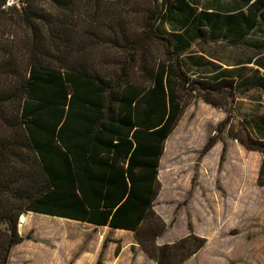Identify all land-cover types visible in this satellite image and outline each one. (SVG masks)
Here are the masks:
<instances>
[{
    "label": "trees",
    "instance_id": "trees-1",
    "mask_svg": "<svg viewBox=\"0 0 264 264\" xmlns=\"http://www.w3.org/2000/svg\"><path fill=\"white\" fill-rule=\"evenodd\" d=\"M150 1L142 26L110 36L95 31V0L0 5V264H9L15 246L37 241L19 231L28 212L132 232L158 264H184L201 250L206 238L190 220L186 236L157 244L167 224L154 210L165 143L194 100L227 112L197 165L228 134L263 155L264 173V137L234 108L237 94L253 89L264 103V0H209L205 8ZM97 39L107 53L95 52ZM198 40L247 47L253 56L223 68L192 51ZM226 154L224 143L219 169Z\"/></svg>",
    "mask_w": 264,
    "mask_h": 264
},
{
    "label": "rangeland",
    "instance_id": "rangeland-1",
    "mask_svg": "<svg viewBox=\"0 0 264 264\" xmlns=\"http://www.w3.org/2000/svg\"><path fill=\"white\" fill-rule=\"evenodd\" d=\"M191 1L205 8L209 0ZM152 10L150 0H95V31L110 36L112 29L142 26ZM95 44L97 54L109 51L98 39ZM192 51L213 56L223 68L239 67L238 61L253 56L251 49L221 40H198ZM242 66L248 75L253 74L250 68H256L253 63ZM234 108L235 118L243 120L255 136L264 137L263 94L255 89L237 94ZM226 116L224 108L194 100L165 143L159 171L162 187L154 210L167 229L156 242L161 245L186 236L189 220L194 232L206 238L205 246L184 264H264V186L259 185V178L264 182L263 155L223 134L197 165L205 143L218 134L217 127ZM224 143L226 160L219 169ZM196 171L197 187L185 204ZM24 216L20 233L32 231L37 241L29 239L15 246L9 264H96L107 237L103 264H158L144 253L132 232L31 212Z\"/></svg>",
    "mask_w": 264,
    "mask_h": 264
},
{
    "label": "built area",
    "instance_id": "built-area-1",
    "mask_svg": "<svg viewBox=\"0 0 264 264\" xmlns=\"http://www.w3.org/2000/svg\"><path fill=\"white\" fill-rule=\"evenodd\" d=\"M2 8H16L18 10L23 9L26 6V0H0Z\"/></svg>",
    "mask_w": 264,
    "mask_h": 264
},
{
    "label": "crops",
    "instance_id": "crops-1",
    "mask_svg": "<svg viewBox=\"0 0 264 264\" xmlns=\"http://www.w3.org/2000/svg\"><path fill=\"white\" fill-rule=\"evenodd\" d=\"M256 0H251V3H254ZM161 163V161H160ZM61 219V218H60ZM62 220V219H61ZM79 222V221H78ZM116 230H119V229H116ZM124 231V230H123Z\"/></svg>",
    "mask_w": 264,
    "mask_h": 264
},
{
    "label": "water",
    "instance_id": "water-1",
    "mask_svg": "<svg viewBox=\"0 0 264 264\" xmlns=\"http://www.w3.org/2000/svg\"><path fill=\"white\" fill-rule=\"evenodd\" d=\"M22 225V222H20V220H19V231H20V226Z\"/></svg>",
    "mask_w": 264,
    "mask_h": 264
},
{
    "label": "bare ground",
    "instance_id": "bare-ground-1",
    "mask_svg": "<svg viewBox=\"0 0 264 264\" xmlns=\"http://www.w3.org/2000/svg\"><path fill=\"white\" fill-rule=\"evenodd\" d=\"M24 219V218H23ZM20 222H22L21 220H20ZM23 223V222H22Z\"/></svg>",
    "mask_w": 264,
    "mask_h": 264
}]
</instances>
